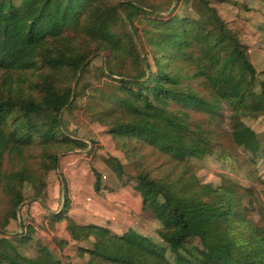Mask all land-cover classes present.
I'll list each match as a JSON object with an SVG mask.
<instances>
[{
    "label": "trees",
    "instance_id": "obj_1",
    "mask_svg": "<svg viewBox=\"0 0 264 264\" xmlns=\"http://www.w3.org/2000/svg\"><path fill=\"white\" fill-rule=\"evenodd\" d=\"M173 1L0 0V264H70L27 253L33 225L20 233L8 226L26 197L23 184L44 202L58 155L87 147L66 129L64 113L73 110L107 127L129 163L110 157L106 165L118 186L139 192L173 256L141 244L131 229L117 235L77 222L65 197L61 213L49 216L85 248L84 264H264V214L253 219L243 201L253 191L228 177L201 183L190 162L204 156V143L233 154L215 132L225 103L240 145L253 158L264 155V133L243 120L264 115V77L211 0ZM132 118L146 125L131 128ZM177 189L199 204L172 207L167 197ZM213 222L225 225L241 256L210 242ZM185 233L198 245L183 242Z\"/></svg>",
    "mask_w": 264,
    "mask_h": 264
},
{
    "label": "rangeland",
    "instance_id": "obj_2",
    "mask_svg": "<svg viewBox=\"0 0 264 264\" xmlns=\"http://www.w3.org/2000/svg\"><path fill=\"white\" fill-rule=\"evenodd\" d=\"M211 1L227 26L240 31V40L247 46L249 58L258 73L257 77H264V0ZM258 89V81L255 80L253 91L256 92ZM76 112L77 110H73L64 113L66 129L73 137L87 142V147L75 148L58 155V166L47 177L44 202L40 197L30 196L32 192L30 185L26 182L23 184L22 191L26 197L19 206L17 220L8 226V230L20 233L24 226L31 224L35 227V232L31 235L27 253L56 251L62 262L84 264L88 253L85 248L76 249L66 231L65 222L59 217L46 220L41 218L43 207H48L54 211V214L61 213L66 197L69 205L67 215L69 214L73 219H78L82 223L97 221L100 224L111 225L117 230L131 229L138 242L168 257L172 262L173 256L158 230L157 220L149 210L142 209L139 192L134 197L130 190L124 189L125 185L118 186L111 167L105 163L110 157H119L121 161L128 162L115 149L107 127L97 117L89 121L81 120ZM222 113L226 120L216 128V136L224 140L233 154L227 155L213 144L204 143L202 144L204 156L191 159V165L201 183L219 185L222 177H228L251 189L253 195L245 196L243 201L246 205L252 206L250 207L253 219H258L261 216L260 212L264 214V155L253 158L240 145L228 122L231 109L226 103L222 107ZM243 120L255 132L264 133V115L253 114ZM143 121L146 120L132 118L129 126L144 127L146 123ZM123 167L126 174L134 175L130 164ZM97 174L100 175L99 178ZM96 179H98L97 189ZM127 185L133 192L136 191L132 184ZM167 198L169 204L177 209H190L199 204L193 194L181 189H177ZM49 214L50 212L47 217ZM181 239L190 246H197L199 243V239L192 233L183 234ZM210 242L235 257L241 256V252L230 241L222 222L212 223ZM79 244L87 246L86 242Z\"/></svg>",
    "mask_w": 264,
    "mask_h": 264
},
{
    "label": "crops",
    "instance_id": "obj_3",
    "mask_svg": "<svg viewBox=\"0 0 264 264\" xmlns=\"http://www.w3.org/2000/svg\"><path fill=\"white\" fill-rule=\"evenodd\" d=\"M121 190L123 189V187H119ZM130 188V189H129ZM124 189H128V190H130L131 192H132V195L134 196V197H136V194H138V192L137 191H132V189H131V187L129 186L128 187V185H126V187L124 188ZM139 196V195H138ZM140 198V197H139ZM141 203H142V200H141ZM42 211H43V215L41 216V218L43 219V220H46L47 218H52V217H47V214H48V212H50V213H54V211H51L48 207H43V209H42ZM126 216V215H125ZM128 216V215H127ZM55 219H57V218H55ZM54 219V220H55ZM75 219V218H74ZM77 222H79V223H82V222H80V220H78V219H75ZM89 222H93V223H95V224H98V225H101V226H105V227H107L108 229H110L114 234H117V235H120V234H122L123 232H125L123 229H115L114 227H111V225H105L104 223L103 224H100V223H98L97 221H87V222H85V223H89ZM118 222V221H117ZM118 225V224H117ZM119 227V226H118ZM47 248H48V246H46ZM38 252H40V253H43L44 255H46L48 258H52V257H57V258H60V256L59 255H56V251H35L33 254H36V253H38ZM168 258V257H167Z\"/></svg>",
    "mask_w": 264,
    "mask_h": 264
},
{
    "label": "water",
    "instance_id": "obj_4",
    "mask_svg": "<svg viewBox=\"0 0 264 264\" xmlns=\"http://www.w3.org/2000/svg\"><path fill=\"white\" fill-rule=\"evenodd\" d=\"M174 4H175V0L173 1V5L172 6H174ZM19 223H20V221H19Z\"/></svg>",
    "mask_w": 264,
    "mask_h": 264
}]
</instances>
